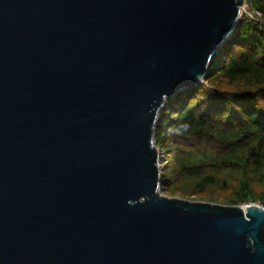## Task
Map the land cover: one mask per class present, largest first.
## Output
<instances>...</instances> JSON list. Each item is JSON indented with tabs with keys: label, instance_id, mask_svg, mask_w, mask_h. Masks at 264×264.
<instances>
[{
	"label": "water",
	"instance_id": "obj_1",
	"mask_svg": "<svg viewBox=\"0 0 264 264\" xmlns=\"http://www.w3.org/2000/svg\"><path fill=\"white\" fill-rule=\"evenodd\" d=\"M244 0H0V264H264V206L165 195L154 129Z\"/></svg>",
	"mask_w": 264,
	"mask_h": 264
},
{
	"label": "trees",
	"instance_id": "obj_2",
	"mask_svg": "<svg viewBox=\"0 0 264 264\" xmlns=\"http://www.w3.org/2000/svg\"><path fill=\"white\" fill-rule=\"evenodd\" d=\"M199 86L173 94L159 113L161 191L226 205L264 206V0H248Z\"/></svg>",
	"mask_w": 264,
	"mask_h": 264
},
{
	"label": "built area",
	"instance_id": "obj_3",
	"mask_svg": "<svg viewBox=\"0 0 264 264\" xmlns=\"http://www.w3.org/2000/svg\"><path fill=\"white\" fill-rule=\"evenodd\" d=\"M246 14L249 18L254 19L255 21H258L260 18V13L253 9L248 0H244V4L241 7V14Z\"/></svg>",
	"mask_w": 264,
	"mask_h": 264
},
{
	"label": "rangeland",
	"instance_id": "obj_4",
	"mask_svg": "<svg viewBox=\"0 0 264 264\" xmlns=\"http://www.w3.org/2000/svg\"><path fill=\"white\" fill-rule=\"evenodd\" d=\"M172 197H178V196H172ZM179 198H181V197H179ZM190 200H192V199H190ZM257 203V202H256ZM259 204V203H258Z\"/></svg>",
	"mask_w": 264,
	"mask_h": 264
}]
</instances>
